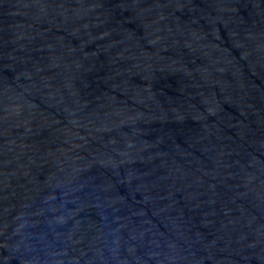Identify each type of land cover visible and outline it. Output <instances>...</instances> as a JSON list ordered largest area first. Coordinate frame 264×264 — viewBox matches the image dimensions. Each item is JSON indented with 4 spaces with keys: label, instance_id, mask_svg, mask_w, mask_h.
Masks as SVG:
<instances>
[{
    "label": "water",
    "instance_id": "obj_1",
    "mask_svg": "<svg viewBox=\"0 0 264 264\" xmlns=\"http://www.w3.org/2000/svg\"><path fill=\"white\" fill-rule=\"evenodd\" d=\"M0 264H264V0H0Z\"/></svg>",
    "mask_w": 264,
    "mask_h": 264
}]
</instances>
